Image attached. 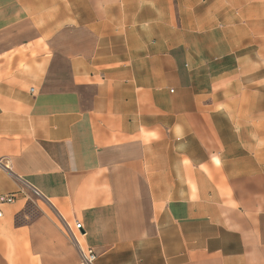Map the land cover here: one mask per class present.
<instances>
[{
  "label": "crops",
  "instance_id": "0c3cea01",
  "mask_svg": "<svg viewBox=\"0 0 264 264\" xmlns=\"http://www.w3.org/2000/svg\"><path fill=\"white\" fill-rule=\"evenodd\" d=\"M263 76L264 0H0V264H264Z\"/></svg>",
  "mask_w": 264,
  "mask_h": 264
},
{
  "label": "built area",
  "instance_id": "2783aa9c",
  "mask_svg": "<svg viewBox=\"0 0 264 264\" xmlns=\"http://www.w3.org/2000/svg\"><path fill=\"white\" fill-rule=\"evenodd\" d=\"M31 193L34 196H39V192L36 189H31ZM15 198V195H0V204L1 203H5V202H12ZM1 215V212H0ZM74 229L76 230V233H74L71 229H70V235L71 238L75 241V243L78 246V251L80 254V258L83 264H93V262L96 259V253L93 251L92 248L90 247H81L79 245V241L77 239V235L81 236V223L80 222H76L74 225Z\"/></svg>",
  "mask_w": 264,
  "mask_h": 264
},
{
  "label": "rangeland",
  "instance_id": "374dc122",
  "mask_svg": "<svg viewBox=\"0 0 264 264\" xmlns=\"http://www.w3.org/2000/svg\"><path fill=\"white\" fill-rule=\"evenodd\" d=\"M258 81H262V82H264V76H263V78H262V80H260V78L259 79H257ZM244 83H246V84H254V82L256 81L255 80V76L254 75H252V76H245L244 78H243V80H242ZM244 93H246L245 94V96H244V98H245V100H249V99H253L254 98V95H252V94H254V93H251V92H244ZM243 94V93H242ZM263 94H264V91H263ZM252 95V96H251ZM249 111V110H254V107H247V108H244L243 109V112L245 113V111Z\"/></svg>",
  "mask_w": 264,
  "mask_h": 264
}]
</instances>
